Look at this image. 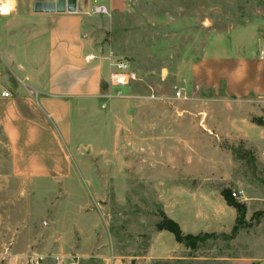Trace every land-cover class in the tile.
<instances>
[{
    "label": "rangeland",
    "instance_id": "1",
    "mask_svg": "<svg viewBox=\"0 0 264 264\" xmlns=\"http://www.w3.org/2000/svg\"><path fill=\"white\" fill-rule=\"evenodd\" d=\"M105 17L107 55L127 60L136 81L118 89L122 97L107 82L96 106L70 113L73 175L95 183L84 193L52 181L10 189L0 129V264H264V99L227 98L222 85L201 89L180 75L213 35L247 33L259 54L264 0H135ZM252 125L257 145L243 140ZM222 190L245 207L232 240ZM170 192L182 233L209 236L146 262L147 234ZM190 213L206 218L184 222Z\"/></svg>",
    "mask_w": 264,
    "mask_h": 264
},
{
    "label": "crops",
    "instance_id": "2",
    "mask_svg": "<svg viewBox=\"0 0 264 264\" xmlns=\"http://www.w3.org/2000/svg\"><path fill=\"white\" fill-rule=\"evenodd\" d=\"M1 1L12 4L8 14H0V94H9L8 98L0 96V129L9 150L8 187L15 189L20 184L32 190L38 183L52 181L67 193L73 192V185L82 192L84 185L95 182L73 175L65 148L69 117L83 102L98 104L112 71L105 50L111 25L93 10L103 5L112 17L124 11L127 1ZM247 35L210 36L200 57L181 65L183 82L212 91L222 85L226 97L235 100L264 99V55L257 53L253 38ZM253 127L258 128L247 127L242 136L245 142L257 145ZM172 197L170 192L162 212L182 228L170 213ZM222 203L228 216L225 224L232 229L235 210ZM205 218L204 213H190L183 221ZM84 233L82 230L80 235ZM182 247L170 233L154 228L147 234L142 258L146 262L164 261L185 251Z\"/></svg>",
    "mask_w": 264,
    "mask_h": 264
},
{
    "label": "trees",
    "instance_id": "3",
    "mask_svg": "<svg viewBox=\"0 0 264 264\" xmlns=\"http://www.w3.org/2000/svg\"><path fill=\"white\" fill-rule=\"evenodd\" d=\"M220 195L223 198L226 205L228 207L233 208L236 213L235 224L232 227L231 232L228 236V239L232 240L238 234L239 231L238 225L244 221L245 207L241 204L236 203L232 199L229 190H222ZM155 230L158 232L166 231L170 233L173 236L176 243L181 244L190 250H193L197 244L201 243L204 237L209 236L207 234H205L204 236L201 235L193 236L191 234H183L179 225L175 221L169 219L163 212L159 213V222L155 225Z\"/></svg>",
    "mask_w": 264,
    "mask_h": 264
},
{
    "label": "built area",
    "instance_id": "4",
    "mask_svg": "<svg viewBox=\"0 0 264 264\" xmlns=\"http://www.w3.org/2000/svg\"><path fill=\"white\" fill-rule=\"evenodd\" d=\"M128 2H132L135 0H126ZM93 14L101 15V16H109L110 12L109 10L103 6L99 5L93 10ZM261 55H264V48L260 53ZM109 59L110 67L112 68V71L108 75V85L110 88L117 89L115 92L117 97H122L121 92L118 90L120 87L127 86L133 82L136 81L135 73L131 68V65L127 60L120 57H115V54L110 52L109 56L107 57ZM1 78V74H0ZM174 94L177 98L181 97L182 92L178 88H174ZM3 98H8L9 94L7 92H2L0 94ZM233 198H237L235 193L231 194ZM63 260H58V264L62 263ZM29 264H33L30 262ZM71 264H75V262H72Z\"/></svg>",
    "mask_w": 264,
    "mask_h": 264
},
{
    "label": "bare ground",
    "instance_id": "5",
    "mask_svg": "<svg viewBox=\"0 0 264 264\" xmlns=\"http://www.w3.org/2000/svg\"><path fill=\"white\" fill-rule=\"evenodd\" d=\"M0 14H1V15H6V14H8V9H7L6 6L3 5V4L0 5Z\"/></svg>",
    "mask_w": 264,
    "mask_h": 264
}]
</instances>
